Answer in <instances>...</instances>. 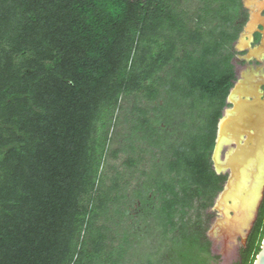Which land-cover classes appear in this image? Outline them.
I'll use <instances>...</instances> for the list:
<instances>
[{
	"label": "trees",
	"instance_id": "obj_1",
	"mask_svg": "<svg viewBox=\"0 0 264 264\" xmlns=\"http://www.w3.org/2000/svg\"><path fill=\"white\" fill-rule=\"evenodd\" d=\"M200 2L0 0V264L219 261L203 212L242 0ZM263 240L264 201L237 264Z\"/></svg>",
	"mask_w": 264,
	"mask_h": 264
},
{
	"label": "water",
	"instance_id": "obj_2",
	"mask_svg": "<svg viewBox=\"0 0 264 264\" xmlns=\"http://www.w3.org/2000/svg\"><path fill=\"white\" fill-rule=\"evenodd\" d=\"M254 1L256 3L258 0H245V4L248 5ZM250 10L251 20L237 42L240 51L245 48L250 49L253 30L257 29V23L260 22L258 19H260L261 10L252 8ZM262 25L264 28L263 22ZM242 40H244L243 45H241ZM253 57H258V55L251 52L245 59L250 62ZM248 79L247 75L242 73L241 78L235 81L227 98V107L224 109L217 126L215 147L212 154L213 168L218 175H227V180L214 205L219 217L208 232V237L213 242L220 241L215 236V232L225 220L221 207L224 204L232 207L235 205L232 196L239 190L240 185L243 187L241 199H243V195L246 197V194H252L254 188L259 189V199L255 206L253 219L249 227L245 229L248 234L241 235L245 241L248 240L249 234L252 232V223L257 219L256 212H259L264 198V114L258 113L247 117L246 112H244L247 108L246 105L252 103L248 101V98L252 97L248 91L252 84L249 83ZM262 85H264V78L262 82L255 84L257 86L255 89L258 92L257 98L261 103L260 105L264 106ZM237 203L238 205L241 204L238 201ZM234 215L235 213L232 211L230 216ZM254 264H264V240Z\"/></svg>",
	"mask_w": 264,
	"mask_h": 264
},
{
	"label": "rangeland",
	"instance_id": "obj_3",
	"mask_svg": "<svg viewBox=\"0 0 264 264\" xmlns=\"http://www.w3.org/2000/svg\"><path fill=\"white\" fill-rule=\"evenodd\" d=\"M182 4L189 10L190 14L193 15V13L197 9V7L201 4V2H200V0H182ZM242 22L243 23H242V26L240 27L239 34L241 33V31L243 30V27H244V21H242ZM238 37H239V35H238ZM235 44H236V41L234 42V45ZM234 45H233V49H232V52L235 54V57H234V60H233V64L235 65L236 72L240 73L241 66H238V62H237V57H238V55H240V53L234 49ZM250 90L251 91H249V92H250V94L252 95V98H253L252 99V103L246 105L247 108H246V111H244V112H246L247 117H251L254 114H258V113H263L264 114V106L260 105L261 103H259V100L257 98V93L258 92L254 88L250 89ZM124 104H125V107H127L128 104L127 103H124ZM120 114H122V113H120ZM128 134L129 133H126V126H123V124H122V126H119V127L115 128V129H113L112 133H111L110 148L112 150L117 149L120 146L119 143L121 141H123L125 135L127 136ZM124 160H125L124 157L123 158H119V159H114L110 154H108L107 159H106V163L104 165L103 172H105L108 175H114L116 171L124 172V174H126L127 173V168H125L124 165H123ZM224 176H226V180H227V175H224ZM136 177H138V174L135 175V178L131 179L133 185H135L137 183L136 180H135ZM127 179H129V177H127ZM242 190H243V187L240 185L239 190L237 191V193H235L236 197L234 196L236 199L239 198V199H237V201L241 202V204H240L241 206L238 205V203H237L239 214L234 218L235 220L232 219V224L233 223L237 224L238 221L241 218V215L245 211L247 212L249 210V208H251L252 205L256 202L254 200H258L259 199V198L255 199L257 197V195H258V189L257 188H254L252 194H249V195L246 194L247 195L246 197L243 195V199H241ZM218 195L214 199V204L210 208H208L205 212H203L204 222H207L209 220L208 221L207 235H208V232L211 229L212 225L215 223L216 219L219 217L218 212L214 209V205L216 203ZM258 197H259V195H258ZM263 201H264V198H263ZM263 201L261 202V205H262ZM198 205H200V203L198 201L195 202L194 209L189 210V213H188V216H187L188 218H190L192 220L196 219V213H197L196 208L198 207ZM254 211H255V208L252 209V214H251V217H250V221H251V219H253ZM230 214H231V212H230ZM258 214H259V212L257 211L256 212L257 219L259 217ZM208 215L210 216V218H208ZM257 219H255L253 221V223H252V227L253 228H254V226L256 224ZM237 228H238V225H236L235 230ZM253 228H252V230H253ZM243 229L241 230V232L243 231ZM246 233L248 234V231L244 232V234H246ZM249 236H250V234H249ZM229 238H232V237H229ZM219 239H220V241H218V242L211 241L212 242V252H213V254L220 257L219 261L216 264H237V263H239L241 261L242 249L247 246L248 240L245 241L244 238H242L241 235L236 236L234 238V241L233 240H229L227 243H224L221 238H218V240Z\"/></svg>",
	"mask_w": 264,
	"mask_h": 264
},
{
	"label": "flooded vegetation",
	"instance_id": "obj_4",
	"mask_svg": "<svg viewBox=\"0 0 264 264\" xmlns=\"http://www.w3.org/2000/svg\"><path fill=\"white\" fill-rule=\"evenodd\" d=\"M262 4H254L255 8H252L254 10H261L260 11V19H258L260 22L262 21L264 23V0H261ZM242 15L241 20L239 21L240 24H242L244 21V27L241 33L239 34V37L236 40V44L234 45V49L240 53L237 57L238 66H241L240 73L236 72V78H241L242 73H245L248 75L249 83L252 84L248 91H251L250 89H255L257 86H255L256 83H260L263 81L264 78V28L262 25V22L257 23V29H254L252 33V40H250V49L245 48L242 51H240L237 47V42L240 40V37L242 33H244L245 28L251 20V10L248 8L245 4V0H242ZM248 40V39H247ZM243 42V40H242ZM241 42V45H242ZM253 53L254 55H258V57H253L250 59V62H248L245 57L249 55L250 53ZM234 60V59H233ZM261 91L264 92V85L261 86ZM264 97H262L263 99ZM252 97L248 98V101L252 102ZM261 208V207H260ZM260 211V209H259ZM259 216V214H258ZM249 239V237H248ZM212 241V240H211Z\"/></svg>",
	"mask_w": 264,
	"mask_h": 264
},
{
	"label": "bare ground",
	"instance_id": "obj_5",
	"mask_svg": "<svg viewBox=\"0 0 264 264\" xmlns=\"http://www.w3.org/2000/svg\"><path fill=\"white\" fill-rule=\"evenodd\" d=\"M242 45H243V42H242ZM245 75H247V74H245ZM247 77H248V75H247ZM257 178L259 179V177H257ZM255 184H257L256 181H255ZM235 193H237V192H235ZM258 195H259V189H258ZM258 195H257V197L255 199L259 198ZM234 196L236 197V195L234 194L232 196L233 202L235 204L233 207L232 206H228L227 204H224L221 207V210H222L221 212H222V214H224L225 220L220 225L218 230H216V232H215L216 233L215 236L217 238H221L224 243H227L229 240H233L236 236L244 234L245 229H247L249 227V225H250L249 222H251L250 221V217H251V214H252V209L255 208L256 203L258 201V200H254L256 202L252 205V207L249 208V210L247 212L245 211L246 212V213L244 212L245 214L242 212L243 214L241 215V218L238 221V223L236 222L237 224H234V223L232 224V219H234L239 214V210H238V207H237V199H239V198L236 199ZM232 211H234V213H235L234 216H230V212H232ZM236 225H238V228L235 230ZM242 229H243V231L241 232ZM229 237H232V238H229Z\"/></svg>",
	"mask_w": 264,
	"mask_h": 264
},
{
	"label": "crops",
	"instance_id": "obj_6",
	"mask_svg": "<svg viewBox=\"0 0 264 264\" xmlns=\"http://www.w3.org/2000/svg\"><path fill=\"white\" fill-rule=\"evenodd\" d=\"M253 4H262V2H261V0H258V1H256V3H255V1L253 2V3H248V5H246L248 8H255L254 6L255 5H253Z\"/></svg>",
	"mask_w": 264,
	"mask_h": 264
}]
</instances>
